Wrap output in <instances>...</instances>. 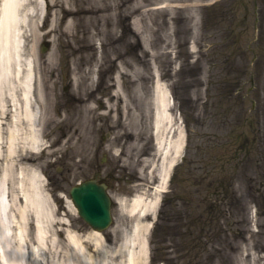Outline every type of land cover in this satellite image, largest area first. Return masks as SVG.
<instances>
[{
	"label": "rangeland",
	"instance_id": "obj_1",
	"mask_svg": "<svg viewBox=\"0 0 264 264\" xmlns=\"http://www.w3.org/2000/svg\"><path fill=\"white\" fill-rule=\"evenodd\" d=\"M108 1L118 0H95L100 6ZM125 1L127 12L141 9L121 17L115 34L93 41L98 54L104 50L111 57L118 55L116 49L124 41L121 52L126 60L132 61L131 54L138 52L147 62L141 78L133 76L132 69V77L124 78L128 99L145 113V163L142 160L135 169L125 163L126 157L119 154L125 143L112 126L100 129L91 163H79L76 155L69 160L57 127L47 126L45 139L50 146L40 159L49 194L61 217L70 219L69 226L85 238L93 230L77 209L74 213L69 208L70 189L98 174L113 198V221L101 233L111 248L124 242L127 236L120 231L129 229L131 219L119 200L128 207L135 194L150 192L158 183L155 168L160 155L151 129L154 66L173 95L172 112L183 124L188 144L171 171L156 217L147 218L154 220L146 236L147 264H260L256 261L264 256V0ZM45 17L43 9L37 20L41 27L37 57L29 53L35 30L30 22L21 32L18 58L35 73L36 86L50 92L55 106V96L65 100L74 85L75 68L84 72L88 66L74 64L76 55L90 50L76 54L65 38L48 34L54 17L47 21ZM137 41L141 47L133 46ZM108 67L102 74L112 83L118 67ZM90 76L102 81L97 70ZM134 80L141 84L138 91L132 89ZM101 91H96L99 112L108 96ZM60 239L66 243L63 235ZM84 244L90 253H97L88 241ZM56 258L64 260V253Z\"/></svg>",
	"mask_w": 264,
	"mask_h": 264
},
{
	"label": "bare ground",
	"instance_id": "obj_2",
	"mask_svg": "<svg viewBox=\"0 0 264 264\" xmlns=\"http://www.w3.org/2000/svg\"><path fill=\"white\" fill-rule=\"evenodd\" d=\"M105 4L100 6L95 0H0L1 264H22V260L14 259L11 251L14 249L9 239L11 235L19 241V246L26 241L32 250H40L41 264H147L145 240L152 225L147 218L156 217L161 194L167 190L170 170L184 153L187 134L172 112L173 100L163 86L159 68L152 66V76L156 82L152 88L154 110L151 119L152 135L156 138L154 145L160 155L155 168L158 183L155 187L151 186V193L135 194L129 199L128 207L119 200L131 219L128 230L121 228V235L127 237L119 247L111 248L97 230L82 238L69 226L70 219L61 217L54 197L49 194L40 159L50 146L45 139L47 126L57 127L56 133L63 140L61 148L65 157L71 160L75 155L79 156V163L92 162L99 144L97 135L100 129L112 126V130H119L118 140L125 143L120 153L115 150L116 154L123 153L125 163L134 165L132 169L142 160L145 163L143 155L148 153L142 123L145 113L139 105L134 104L133 99L132 102L128 99L124 78L132 77L129 69L136 72L133 76L139 74L141 78L147 62L138 52L131 54L132 61L123 57V36V43L120 42L122 44L116 49V57L109 56L104 50L98 54L93 41L96 36L101 41L103 36L115 34L119 19L129 11H139L141 8H131L127 12L125 0ZM43 9L46 10V21L51 15L54 17L48 34L55 33L60 39L65 38L66 45H70L76 54L80 50H90L80 57V54L76 55L78 59L74 56V64L78 62L79 66H88L84 72L79 67L75 68L74 85L65 100L59 101L55 96V106L50 92L36 86L35 73L29 72L22 59L18 58L21 32L30 22L35 30L29 53L37 57V41L41 37L37 20ZM71 37L73 42L70 41ZM134 45L141 47V42L137 41ZM107 65L108 69L114 65L118 67L112 83L103 78L102 72L107 71ZM96 70L102 81L90 76ZM140 87L141 84L134 80L132 89L138 91ZM99 89H102L101 94L108 93L102 112L97 106L101 100L96 96ZM131 103L133 108L129 106ZM68 206L76 212L71 202ZM61 235L66 243L60 239ZM86 241L93 250H97L96 254L88 251L89 247L84 244ZM59 245L65 248L64 251L57 250ZM61 252L64 253V260L60 261L56 256ZM257 260L256 263L264 264L263 255L258 256Z\"/></svg>",
	"mask_w": 264,
	"mask_h": 264
},
{
	"label": "water",
	"instance_id": "obj_3",
	"mask_svg": "<svg viewBox=\"0 0 264 264\" xmlns=\"http://www.w3.org/2000/svg\"><path fill=\"white\" fill-rule=\"evenodd\" d=\"M71 196L79 214L94 229L102 231L111 224L112 201L105 183H98L95 179L82 182L71 189ZM17 246L18 243L13 248L15 249L13 250L15 260L22 259L28 264L30 256L32 257L30 248L26 244L21 249ZM33 263L38 264L35 259Z\"/></svg>",
	"mask_w": 264,
	"mask_h": 264
}]
</instances>
